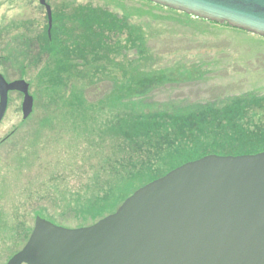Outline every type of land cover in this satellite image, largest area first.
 Wrapping results in <instances>:
<instances>
[{
  "label": "rangeland",
  "instance_id": "rangeland-1",
  "mask_svg": "<svg viewBox=\"0 0 264 264\" xmlns=\"http://www.w3.org/2000/svg\"><path fill=\"white\" fill-rule=\"evenodd\" d=\"M79 5L111 14L122 20L115 23L132 30L124 28L120 37L117 24L106 33L107 18L86 9L73 14L71 6ZM61 24L65 31L54 41L76 54L70 61L78 66L71 71L55 76L56 64L50 61L56 55L35 58L27 44L28 55L17 56L15 42L3 52L5 78L30 85L34 109L22 121L14 96L10 116L0 125V264L26 245L37 217L65 228L91 226L178 163V157L159 160L161 155L132 151L121 128L129 116L173 115L235 97L264 100L262 37L187 19L141 0H70L69 17L57 19ZM165 72L170 77L163 84ZM141 75L162 85L142 99L143 110L135 114L132 102L140 100L132 93ZM251 110L264 126V107Z\"/></svg>",
  "mask_w": 264,
  "mask_h": 264
},
{
  "label": "water",
  "instance_id": "water-1",
  "mask_svg": "<svg viewBox=\"0 0 264 264\" xmlns=\"http://www.w3.org/2000/svg\"><path fill=\"white\" fill-rule=\"evenodd\" d=\"M143 1L264 38V0ZM29 90L0 74V124L9 92L23 95V119L32 115ZM7 264H264V152L185 163L91 226L37 217Z\"/></svg>",
  "mask_w": 264,
  "mask_h": 264
},
{
  "label": "trees",
  "instance_id": "trees-1",
  "mask_svg": "<svg viewBox=\"0 0 264 264\" xmlns=\"http://www.w3.org/2000/svg\"><path fill=\"white\" fill-rule=\"evenodd\" d=\"M147 3L162 10H166L169 13L179 14L187 19L200 21L184 13L169 10L149 2ZM71 8L74 9L73 14L78 15L85 9L90 15L92 13L97 14V12L102 13V19L107 18L105 22L108 23L106 24L108 27L105 31L106 33L114 32L112 27H116L117 24L119 32L117 35H120V37L124 34V28L132 30L129 24L123 25V23H115L118 22L119 19L115 16L113 17L111 14H106L104 11L97 9H95L96 12L90 11L81 5H79L78 8L72 6ZM119 22H122V20H119ZM224 25L229 27L227 24ZM59 28H61V26ZM59 28L55 27L54 30V33L57 32V35L62 33L61 31H57ZM130 35H132L131 32ZM133 42L135 43V41ZM58 46L59 48H56V52L53 54L56 56H53L54 59L50 61L52 64H56L55 76L64 74L68 70L71 71V69L78 66L72 64L73 62L70 61L76 58V54L74 52H69L68 48L65 50L60 43ZM61 54L62 57H60ZM77 58L80 59V56H77ZM167 77H170V74L165 72L164 78H162V81L164 80L163 84H165L168 79ZM56 82H58L57 78H55V81L52 83ZM134 83L132 95L134 96L135 94L138 101L140 100L139 103H134L137 102L135 100L132 102V105H135L136 114L138 111L143 110V108L139 110L141 107L139 105L141 103L143 104L142 99L146 97L152 89L154 90L161 84V82L156 83L155 78L151 79L148 76L141 75ZM257 102L259 104L254 101L248 102L246 99L241 100L240 97H235L223 101L218 100L196 104L193 107L191 106L192 108L189 106L187 109H184L186 111L173 112V115L168 112L149 113L146 115L141 113L138 114L139 116L137 117L129 116L125 121H121V128L124 127L123 130L125 134L129 136L132 141V151L143 152V150H145L143 152L145 155H161L159 160L166 156H169V158L178 157L177 162L179 164H173L165 174L155 176L150 181L153 182L185 163L195 161L210 154L220 156H242L263 152L264 126L261 121L256 120L258 115L257 110L253 111L251 109L264 107V105L260 104L264 102V100H257ZM148 168L150 167L148 166Z\"/></svg>",
  "mask_w": 264,
  "mask_h": 264
},
{
  "label": "flooded vegetation",
  "instance_id": "flooded-vegetation-1",
  "mask_svg": "<svg viewBox=\"0 0 264 264\" xmlns=\"http://www.w3.org/2000/svg\"><path fill=\"white\" fill-rule=\"evenodd\" d=\"M2 1V11L0 10L3 13L2 26H0V53H2V55H0V74L4 76L8 67L6 63L2 61L4 59L3 52H6L5 49H8V44L10 42L17 43L15 47L17 56H22L26 53L28 55L32 52L35 58H42L43 56H47V54H54L56 52L55 49L59 48V46L54 41V35H57V32L54 33L55 26L58 28L60 27V25H56L57 19L63 20L69 17L70 0H44V5L41 4L40 0ZM47 7L50 8L52 13L51 27L49 26ZM42 21H44V23ZM67 21L68 19L65 20L66 24ZM57 31H65V25L61 24V28ZM26 44L31 47L29 50L26 49V47L24 48ZM15 69L16 71H21L20 66L18 68L15 66ZM14 96H16L17 101L20 102V107H17L18 111H16L17 116H21L24 122L32 117L31 115L27 120L23 119V95L19 92H9L8 107L2 122L10 116L12 97ZM8 139L9 138H5L1 140V143L6 142Z\"/></svg>",
  "mask_w": 264,
  "mask_h": 264
}]
</instances>
